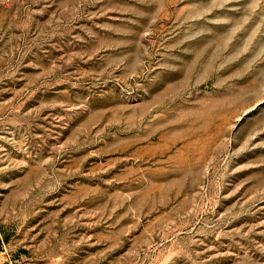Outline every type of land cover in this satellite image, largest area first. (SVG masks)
Here are the masks:
<instances>
[{
    "label": "rangeland",
    "instance_id": "374dc122",
    "mask_svg": "<svg viewBox=\"0 0 264 264\" xmlns=\"http://www.w3.org/2000/svg\"><path fill=\"white\" fill-rule=\"evenodd\" d=\"M0 264H264V0H0Z\"/></svg>",
    "mask_w": 264,
    "mask_h": 264
}]
</instances>
